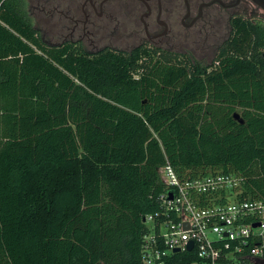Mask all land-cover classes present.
Segmentation results:
<instances>
[{
    "label": "trees",
    "instance_id": "trees-1",
    "mask_svg": "<svg viewBox=\"0 0 264 264\" xmlns=\"http://www.w3.org/2000/svg\"><path fill=\"white\" fill-rule=\"evenodd\" d=\"M60 9L0 0V264H141L166 163L238 173L264 201L263 17H232L205 62L48 44L36 24Z\"/></svg>",
    "mask_w": 264,
    "mask_h": 264
},
{
    "label": "built area",
    "instance_id": "built-area-1",
    "mask_svg": "<svg viewBox=\"0 0 264 264\" xmlns=\"http://www.w3.org/2000/svg\"><path fill=\"white\" fill-rule=\"evenodd\" d=\"M158 174L164 190L160 209L144 216L141 264L182 253L194 257L188 264H264V201L240 197V174L206 168L181 178L169 163Z\"/></svg>",
    "mask_w": 264,
    "mask_h": 264
},
{
    "label": "flooded vegetation",
    "instance_id": "flooded-vegetation-1",
    "mask_svg": "<svg viewBox=\"0 0 264 264\" xmlns=\"http://www.w3.org/2000/svg\"><path fill=\"white\" fill-rule=\"evenodd\" d=\"M186 1L182 0L184 14L180 24L185 31H188L183 43H187L189 50L177 49L180 43L176 42V38L179 39L181 33L176 30L171 21L172 15L177 10L178 5L181 4V0H65V3H63L64 8L60 11L61 18L55 24L59 26L60 30L66 32V34H62L64 36L62 42L81 46L83 51L88 54L103 49L126 52L141 45L177 54L190 53L195 55L193 50L199 44L195 47L190 46L187 42L189 40L188 36L201 38L203 34L205 36L210 33L219 35L221 24L218 21L222 18L223 11L228 12L227 25L229 33L227 37L229 36L231 31L230 20L234 17L229 12L241 0ZM51 18L53 20V14H51ZM132 25H136L138 29L132 30ZM43 31L47 34L53 33L52 30H41V32ZM54 33L53 35L56 36ZM99 33H102V35L100 36ZM124 34L137 37L138 42L129 49L120 48L110 43L97 45L104 35L112 39L113 36L117 37ZM225 39L217 45V51ZM45 42L47 41L45 40ZM183 43L181 42V44ZM48 44L54 45L57 43L51 42ZM85 45L91 46L94 51H87ZM203 48L205 47H198V49ZM199 52L202 53V51Z\"/></svg>",
    "mask_w": 264,
    "mask_h": 264
},
{
    "label": "rangeland",
    "instance_id": "rangeland-1",
    "mask_svg": "<svg viewBox=\"0 0 264 264\" xmlns=\"http://www.w3.org/2000/svg\"><path fill=\"white\" fill-rule=\"evenodd\" d=\"M65 0H60V5H61V9L63 10L64 8V4ZM229 13H232L231 16H242V17H255V18H264V12L259 9L257 6H255L252 2H250L249 0H241V2L235 7L233 8ZM184 14V6L181 0V4L178 5L177 10H175L174 14L172 15L171 21L172 23L175 25L176 30H178V32L181 33V37L176 38V42L180 43L177 47V49L179 50H189L188 49V45L187 43H183V40L185 39L186 34L188 33V31H185V29H183V26L180 24V20L183 17ZM60 18V14H57V16L53 15V20L51 18V21H49L47 23V25H45L44 23L42 24H36L40 29L42 28V30H52V32H56L54 33L56 36L53 35V33L50 32V34H47V32L43 31V36L44 39L48 42V43H58L60 41H62L64 39V36H62L63 33L66 34L65 31L60 30L59 26H57L55 24V22H57ZM227 18H228V12L223 11V15L222 18L219 19L218 23L221 24L219 27V35H212V33H210L209 35L205 36V34L201 35V38L196 37V36H188V44L192 47H195L196 45L199 44V46L205 47L203 49H198L195 48L193 51L195 52L194 57L199 59V60H203L205 62H209L217 53L216 47L217 45L227 37V34L229 33V27L227 25ZM126 20V18H125ZM217 23V24H218ZM218 27H215L216 29ZM132 30H137L138 27L136 25H132ZM140 29V28H139ZM129 32V31H128ZM100 36L102 35V33H99ZM179 35V34H178ZM103 38H101V40H99V43L97 45L101 46L107 43H110L114 46H118L120 48H130L132 45H135L138 42V38L133 36V35H119L117 37H112V39H110V37L108 36H102ZM205 39V40H204ZM204 40V41H203ZM200 41V42H198ZM181 42L183 44H181ZM181 45V46H180ZM87 51H94V49L89 46V45H85ZM199 51H202L199 52ZM238 112H240V109H238Z\"/></svg>",
    "mask_w": 264,
    "mask_h": 264
},
{
    "label": "water",
    "instance_id": "water-1",
    "mask_svg": "<svg viewBox=\"0 0 264 264\" xmlns=\"http://www.w3.org/2000/svg\"><path fill=\"white\" fill-rule=\"evenodd\" d=\"M249 1L252 2L255 6H257L259 9H261L264 12V0H249ZM186 3H187V1H186ZM239 116L240 115L238 113H235L234 114V118L235 119H238ZM254 226H257V224H254ZM187 248L188 249H191L192 248V242L191 241L188 242ZM176 251H177V249H176Z\"/></svg>",
    "mask_w": 264,
    "mask_h": 264
}]
</instances>
